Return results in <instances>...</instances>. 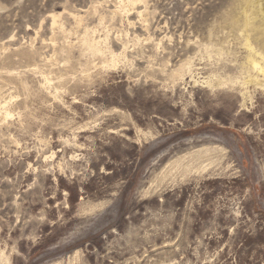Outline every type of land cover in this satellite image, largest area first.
I'll use <instances>...</instances> for the list:
<instances>
[{
	"label": "rangeland",
	"instance_id": "obj_1",
	"mask_svg": "<svg viewBox=\"0 0 264 264\" xmlns=\"http://www.w3.org/2000/svg\"><path fill=\"white\" fill-rule=\"evenodd\" d=\"M260 53L264 0H0V264H264Z\"/></svg>",
	"mask_w": 264,
	"mask_h": 264
},
{
	"label": "bare ground",
	"instance_id": "obj_2",
	"mask_svg": "<svg viewBox=\"0 0 264 264\" xmlns=\"http://www.w3.org/2000/svg\"><path fill=\"white\" fill-rule=\"evenodd\" d=\"M129 1H131V0H129ZM122 6V5H121ZM258 54V53H257ZM260 55H262V57H264V54L263 53H260ZM251 64H252V66H253V68L254 69H256V70H258L259 72H261L262 74H264V67H262L261 65H260V63H258V62H256V61H252L251 62ZM254 71V70H253ZM256 82H257V80H256ZM261 85V84H260ZM7 115H10L9 113H6Z\"/></svg>",
	"mask_w": 264,
	"mask_h": 264
}]
</instances>
